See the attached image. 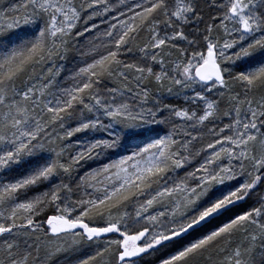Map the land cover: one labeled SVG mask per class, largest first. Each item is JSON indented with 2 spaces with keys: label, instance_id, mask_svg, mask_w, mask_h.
Masks as SVG:
<instances>
[{
  "label": "snow or ice",
  "instance_id": "obj_1",
  "mask_svg": "<svg viewBox=\"0 0 264 264\" xmlns=\"http://www.w3.org/2000/svg\"><path fill=\"white\" fill-rule=\"evenodd\" d=\"M0 264H264V0H0Z\"/></svg>",
  "mask_w": 264,
  "mask_h": 264
}]
</instances>
